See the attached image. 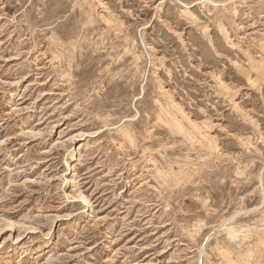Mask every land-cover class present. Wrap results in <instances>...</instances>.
I'll list each match as a JSON object with an SVG mask.
<instances>
[{"label":"rangeland","instance_id":"rangeland-1","mask_svg":"<svg viewBox=\"0 0 264 264\" xmlns=\"http://www.w3.org/2000/svg\"><path fill=\"white\" fill-rule=\"evenodd\" d=\"M263 220L264 0H0V264H264Z\"/></svg>","mask_w":264,"mask_h":264},{"label":"bare ground","instance_id":"bare-ground-1","mask_svg":"<svg viewBox=\"0 0 264 264\" xmlns=\"http://www.w3.org/2000/svg\"><path fill=\"white\" fill-rule=\"evenodd\" d=\"M102 16V15H101ZM261 45V44H260ZM72 59V58H71ZM166 93V92H165ZM173 102H176V101H173ZM173 104V103H172ZM169 105V104H168ZM168 105H166V106H168ZM161 106V105H160ZM162 106H163V104H162ZM165 106V107H166ZM174 108H176V106H174V105H172ZM179 106V105H178ZM180 106H181V104H180ZM179 106V107H180ZM163 108L159 113H161V114H157L158 115V118L160 117L161 118V115L163 114V115H165L167 118L166 119H168V120H166L167 122L169 121L170 123L169 124H171L172 126L171 127H174L176 130H177V132L179 131V132H181V133H183V134H189V135H191L190 134V131H187V129H185L186 127H184L183 125H182V122L180 121V120H178V118H177V116H176V113L177 112H175L173 109H171L170 108V106H168L169 108ZM177 110L178 109H180V108H176ZM176 110V111H177ZM181 110V109H180ZM179 112V114L181 113V116L182 117H185V111L183 112L182 110H181V112L180 111H178ZM164 116V117H165ZM163 117V118H164ZM159 118V119H160ZM186 118V117H185ZM184 118V119H185ZM188 118V117H187ZM163 120V122H164V119H162ZM183 120V119H182ZM188 121V120H187ZM190 121V120H189ZM166 123V122H165ZM191 123V122H190ZM189 124V123H188ZM197 124V123H196ZM166 125V124H165ZM195 125V124H194ZM193 125V126H194ZM196 126V125H195ZM194 126V127H195ZM200 126V125H199ZM189 127V126H188ZM193 127V128H194ZM205 127H206V125H205ZM199 128V127H198ZM174 129V130H175ZM196 129V128H195ZM120 130V129H119ZM190 130V129H189ZM121 131V130H120ZM194 131V130H193ZM181 133H179L180 135H181ZM122 134V133H121ZM130 135V134H129ZM202 135V134H201ZM192 136V135H191ZM127 137H128V134H127ZM190 137V136H189ZM191 138V137H190ZM193 138V137H192ZM195 138V137H194ZM193 138V139H194ZM206 138V137H205ZM186 139H189V138H186ZM192 139V140H193ZM211 139V138H210ZM191 140V139H190ZM196 141V140H195ZM201 142V141H200ZM212 142V141H211ZM209 146H210V144H209ZM73 153V152H72ZM210 154V153H209ZM207 156V155H206ZM209 158V157H208ZM171 164V163H170ZM155 167V166H154ZM184 167V166H183ZM182 167V168H183ZM166 174V173H165ZM171 174V173H170ZM80 198H82L85 202H86V200H85V198L83 197V195L80 197ZM83 201V202H84ZM243 211V210H242ZM257 224V223H256ZM260 224H262L263 226H264V220L262 221V223H260ZM261 226V225H260ZM225 228H227V227H225ZM228 228H230V227H228ZM234 228V231L236 230V228L235 227H233ZM264 228V227H263ZM232 229V228H231ZM238 229V228H237ZM241 229V228H240ZM251 229V228H250ZM226 231V230H225ZM256 231H258V230H256ZM256 231H254V232H256ZM260 231V230H259ZM236 232V231H235ZM239 232H241V231H239ZM237 233V232H236ZM257 233V232H256ZM227 234V233H226ZM230 233L228 232V234L227 235H229ZM239 234V233H238ZM210 235V234H209ZM209 235H208V237H209ZM253 235V234H252ZM251 235V236H252ZM255 235V234H254ZM260 235V234H259ZM264 235V234H263ZM228 237V236H227ZM259 238H260V236H259ZM229 239V238H228ZM232 239V238H231ZM261 239V238H260ZM262 241H263V238L261 239ZM235 241V240H234ZM233 241V242H234ZM250 242H251V240H250ZM260 242V241H259ZM240 243V242H239ZM261 243V242H260ZM242 244V243H241ZM248 244V243H247ZM221 246V245H220ZM230 248V247H229ZM202 249V248H201ZM200 249V250H201ZM203 251V250H202ZM202 251H200V252H202ZM246 251H249V249L248 250H246ZM224 255V254H223ZM228 255H229V253H228ZM240 256V255H239ZM224 257V256H223ZM226 257V256H225ZM226 259V258H225ZM227 259H229V258H227ZM243 259V258H242ZM245 259V258H244ZM200 260V259H199ZM230 260V259H229ZM230 262V261H229ZM244 262V261H243ZM233 263V262H232Z\"/></svg>","mask_w":264,"mask_h":264}]
</instances>
